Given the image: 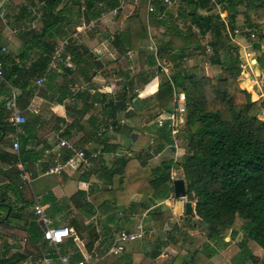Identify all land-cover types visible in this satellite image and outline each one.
<instances>
[{"label": "trees", "instance_id": "1", "mask_svg": "<svg viewBox=\"0 0 264 264\" xmlns=\"http://www.w3.org/2000/svg\"><path fill=\"white\" fill-rule=\"evenodd\" d=\"M180 1L184 3L185 8L175 4L174 10L173 7L169 8L166 17L159 19L158 12L162 8L156 4L157 13L149 14L146 9L148 0H141V4L146 6V13L141 14L136 10L126 20L124 34L113 36L104 34L103 38L114 55L105 64L96 53L75 42L67 50L73 68L59 65L58 69L50 70V73L56 76H67L73 69L82 65L88 69L86 73L82 71L86 78H90L93 71L100 70L104 75L113 74L115 80H123V91L118 97L109 100L101 98L104 110L109 116V121L102 126L105 127L109 123L119 124L117 130L121 128L116 120L117 114L127 111L128 105L134 104L133 100H138L135 91L142 89L156 77L159 78L157 91L141 100L142 104L153 106V113L149 115L148 122L155 121L160 115L167 117L171 114L176 94L182 93L185 98L184 123L179 126L180 129L177 128L174 136L168 128V122H165L161 128L156 124L158 130L155 133V144L140 149L137 154L127 156L128 147L104 144L98 158L90 160L88 171L84 172L85 180L95 174L102 185L91 187L90 202L87 201L89 193L83 191L75 192L68 201L75 209L87 212L88 216L97 215L95 221L103 223L105 234L111 231L109 225L115 221L116 214L123 215L129 224H133L145 213H149L148 230L163 231L168 221V213L160 209L148 211L147 206L149 201L168 199L172 193V170L176 169L184 180L186 200L193 204V213L187 216L186 220L173 224L170 230L164 232V240L157 245L156 253L151 254L150 258H156L162 247H169L177 251L175 260H179L180 264H202L201 256L205 263L215 251L207 242L199 246L205 253L193 247L197 240L187 229L197 228L208 241L215 242L221 241L228 232L231 240L241 233L239 250L231 259V264H264V120L258 117L261 109H264V100L252 101L250 94L240 88L238 80L241 68L238 49L231 44L230 39V35H235L236 17L240 14L238 8L242 7L247 27L256 29L257 42L252 44V49L256 51L261 47L264 49V31L259 29L258 24L252 23L248 15L259 10L261 17L264 18V0H218L220 10L227 13L226 21L221 20L219 14L213 12L208 6V0ZM27 2L31 5L44 3L42 25L39 30L19 32L21 50L18 54L0 55L2 61L0 82L8 83L13 88H21L24 93L31 95L35 87H30V81L49 73L47 68L55 45L74 33L81 18L87 21L97 19L102 12L115 9L119 0ZM19 13L21 16L17 17V22L26 16L30 17L23 7ZM121 13L122 11H119L114 18L118 19ZM174 13L181 19V24L173 19ZM103 24V21H99L93 31L100 29ZM150 26L164 29L165 39L161 41L156 39V42H153L155 53L141 48V43L147 40V28ZM192 26L198 28L199 34L193 31ZM4 29L5 22L0 18V33ZM242 35L249 40L246 32H242ZM206 36H209V41L205 44L203 39ZM206 45L211 48L209 64L220 69L217 75L211 77L205 76L199 65L188 64L195 53L206 52ZM128 51L135 52L140 61L139 70L136 72L131 68V61L126 56ZM32 53L35 58L31 57ZM157 60L170 63L169 76L159 72ZM27 61L31 62L29 66H25ZM256 64L264 67L263 55L256 58ZM21 95L23 94H20V98ZM5 102L0 104V127L8 132L14 129H9L5 121L7 114ZM174 138L183 141L184 152L181 159L178 162L162 161L159 166L150 169L148 164L153 156L166 145H173ZM106 154L115 155L110 165L103 161L102 156ZM2 155L3 153H0V161ZM3 156H6V162L9 164H15L20 160L25 169L29 163H35L38 159L37 155L26 150L25 142L18 148L17 154ZM67 157L69 154L62 151V159ZM18 174V171L15 172L17 178ZM137 195L141 196V200H133ZM4 204L6 200L0 193V206ZM22 204L24 208L31 205L28 202ZM23 207L12 206L13 209L6 219L5 216L0 217V228L8 226L11 220L23 221L26 226L24 236L26 241L24 243L20 241L21 245L17 246L18 252L9 255L10 247L5 243L0 244V264H18L29 258L37 259L44 255L50 257V254L54 257L56 252L61 256H67L66 247L62 244L55 250L48 246L34 218L21 212ZM101 215H104V218ZM237 217L242 222L240 232L234 228ZM86 228L89 237L86 248L90 253L100 233L97 232L94 223H89ZM146 231L145 227V234ZM250 243H254L262 250L260 257L252 253L248 246ZM131 244H127L120 255L124 264H132L125 253ZM185 246L193 248L183 256L181 252ZM48 252L49 254H46ZM77 260L80 259L74 258L69 261L73 263Z\"/></svg>", "mask_w": 264, "mask_h": 264}, {"label": "crops", "instance_id": "2", "mask_svg": "<svg viewBox=\"0 0 264 264\" xmlns=\"http://www.w3.org/2000/svg\"><path fill=\"white\" fill-rule=\"evenodd\" d=\"M27 1L28 0H15L7 7L5 29L0 33V50L5 48V52H0V55L4 53L16 55L21 50L20 38L18 35H11L12 29L20 27H23L25 31L30 29H40L42 25V17H33L26 12L30 17L26 16L23 20L19 22L16 21L17 17L21 16L19 13L21 7H23L26 11V5L29 4ZM218 11L225 14V18L221 20L226 21L227 13L221 11L220 7L218 10H213L215 13H218ZM238 11L240 14L236 17L235 35H230L231 44L238 49L240 67H243V73L248 75V79L253 81V85L261 88V86L263 87V81L261 79L262 82L258 85V78L264 77V67L261 68L256 64V58L261 56L259 53L261 49L256 51L252 49V45L249 46L244 43L245 40L250 41V39L248 40L245 35H242V32H246V29L251 28L247 27V23L244 18L245 15L243 14L244 9L239 7ZM248 15L250 21L255 23L256 21L251 19V14ZM257 19L259 20V16H257ZM103 23L104 24L100 28L101 30L82 34L78 40V44L84 46L92 53H96L103 64H105V62L111 60L114 55L109 44L103 38L104 34H108L110 36H113L114 34H124L125 28L122 29L121 27L123 26V22L119 21V19H115L113 16L106 17L103 20ZM207 39H209V36H206V38L203 39L205 44L207 43ZM151 43L154 45L153 42ZM127 53L130 54L129 57L127 56ZM127 53L126 56L130 60L132 57H135L136 59L137 54L135 52L132 54L128 51ZM247 53L251 54L255 59V63L252 67L248 65V59L246 58ZM31 57L35 58V55L32 53ZM69 58L70 57H68V59ZM190 60H192V58ZM252 61L253 60H250V63H252ZM30 64V61L25 62V66H29ZM69 67L73 68L71 62ZM139 67L140 62H137L132 69L136 72L139 70ZM209 68H212V65L207 67V69ZM86 70L88 69L81 65L79 68L73 69V71L67 76H56L49 71V73L46 74V80L41 87L36 86L35 81L37 78H33L30 81V87L35 88L31 92V95L26 94V92L24 93L21 88H13L8 83L5 84L0 82V104L6 101L8 96L13 92L16 95V98H18L17 105L22 110L25 117V123L19 125L16 129L13 128V131L6 132L3 127H0V153H3V155L15 154L12 148V139L16 136L19 148L25 142L26 150L31 151V154L37 155L38 158L35 163H29L28 168L25 169L31 179L29 186H25L21 181L19 174L18 178L20 182L15 175V172L17 173L18 171L15 168V165L7 163V158H5L6 156L2 155V161H0V193L6 200V204L0 206V217H6L8 212L7 206L11 209H13L12 206L21 208L24 206L22 204L23 202H28L31 205L25 208L23 207L21 212L25 216L29 215L31 218H34L38 229L41 231V226L37 222V218L33 213V206L35 204L44 208L45 213L51 219L53 226H59L57 224L60 220L57 219V217L61 214H65V221H61L59 224H61L60 226L69 228L71 232L70 236L62 243L67 250L66 255L69 260L77 258L84 260L89 259V261H92L90 258H92L93 253L97 254L99 257H103L107 253V250H109L111 241L116 237L120 230L132 228L135 224L142 221L146 227L147 233L142 240L132 243L136 245L139 244V247L135 245L131 247V251L126 250L125 252L126 255L129 256L132 264H180L179 260H175L177 251L169 247H162L156 258H150L151 254L153 255V253H156L155 248L157 245L164 240V232L170 230L173 224H177L181 220H184L183 217L180 218L178 215L174 214L173 190L168 199L163 201H149V205L147 206L148 211H152V209H160L168 213V221L165 224L163 231L156 232L150 229L148 230V226L150 225L149 213H145L142 218L135 220L133 224H129L127 222V218L123 215L116 214L115 221L109 225L111 231L105 234L103 223H97L95 221L97 219V215L88 216L87 212L75 209L68 201V199L77 191L89 193L91 187H93L95 183L99 186L102 185V182L95 174H92L87 178V180H85L84 172L88 171V167L85 168L78 163L76 166L77 168L68 169L62 176H59L60 178H57L58 180L54 182L48 184L46 181L41 180L46 176H50L44 175V172L48 166L52 165L53 154L51 150L57 149L59 142L62 140L73 143L77 148H87L93 152H98L99 154L101 153L100 151L104 144L129 147L128 151H126L127 156L137 154L140 149L153 145L156 142L155 133H157L158 130V128H156V124L159 120L165 119L163 115H160L156 118L155 122L150 121L146 123V117L153 113V106H146L141 103V100L151 96L157 91L159 78L156 77L152 79L142 89L136 90L135 92L138 94V100H133L135 103L129 104L127 111L117 114L116 120L121 125L119 130L111 133H99L101 128L104 127L102 125L109 121V116L104 110L101 98L104 97L109 100L111 98L118 97L123 91V80H115L114 77H112L113 74L104 75V72L100 70L93 71L91 77L86 78L82 73V71H85L84 73H86ZM243 76L245 75L243 74ZM81 86L94 89L95 93L90 95L84 92L81 93L83 94L81 96L77 94L71 102L69 99L72 94V88ZM20 94H23V96L21 95V98ZM8 128L10 129L12 127L8 126ZM65 132L67 134H65ZM128 135H130V143L126 146L123 143L124 140L127 139ZM182 144L183 141L174 138L173 145H166L163 147L159 153L153 156L148 164V167L150 169L156 168L162 161L178 162L184 152ZM114 156L115 155L113 154L103 155L102 158L104 163L108 165V161H110ZM172 176L173 180L181 179L180 172L176 169L172 170ZM67 179L76 180L75 191L70 197L64 193L67 187ZM91 196L92 193L87 195L88 202L91 201ZM133 200L139 201L141 200V196L137 195L133 198ZM101 217L104 218V215H101ZM85 222L90 224L92 222L95 223L96 230L100 233V237L94 243L90 253L86 248V244L89 242V237L88 229L86 228L87 225H84ZM25 233L26 226L23 221L11 220L8 226L0 228V236L2 237L0 243H5L8 247H10L9 255L18 252L17 246L18 244L21 245L20 241L24 239ZM191 235L195 236V234ZM236 238L231 240L229 232L226 233L223 236V239L219 242L208 241L204 237V243H209L213 247L215 254L210 257L209 260H206V262L209 263H204V258L201 256V263L223 264V259L227 258L229 253L232 254L234 251L232 247H234L236 248V252H234L231 257L232 259L239 250L238 242L240 240L236 242ZM198 249L200 252H203L201 248ZM193 252H195V249ZM252 253L258 257L261 256V253L258 255L255 254L254 251ZM46 254H49V252ZM181 254L183 256L187 255L183 251ZM46 257H49V255ZM51 259V264H60L56 256L51 257ZM231 259L230 261L228 260V264H231ZM120 262L124 264L121 256H113L110 254L105 256L104 259L100 260L97 264H120ZM18 264L38 263L37 259L29 258Z\"/></svg>", "mask_w": 264, "mask_h": 264}, {"label": "built area", "instance_id": "3", "mask_svg": "<svg viewBox=\"0 0 264 264\" xmlns=\"http://www.w3.org/2000/svg\"><path fill=\"white\" fill-rule=\"evenodd\" d=\"M15 0H0V18L5 22L6 21V6L14 2ZM128 0H119L118 6L108 12H102L100 16L97 19L92 20H85V18H81V20L78 22V25L75 28V32L73 34H70L69 37L65 38L64 40L56 45L53 48V51L50 56V62L47 68V72L50 70H55L59 68V65H63L64 67H69L70 62L67 57V50L68 48L75 42H78L82 34L92 32L96 29L98 22L103 21L108 16H117L119 11H122L126 8ZM156 4H158L162 10L158 12V18H164L166 17V12L169 8L173 7L175 4L178 5L181 8H185V5L180 0H148L147 2V12L149 14L151 13H157ZM208 6L211 9H217L219 8L218 0H208ZM43 7L44 3L39 2L35 5H26V12L33 16V17H41L43 13ZM84 11V7L82 8V13ZM218 14L221 19L225 18V14L218 11ZM173 19H175L179 24L182 23L181 19L178 17L176 13L173 14ZM193 31L196 34H199L198 28L195 26H192ZM25 29L23 27L20 28H14L11 30L12 36H17L19 32L24 31ZM248 33L249 39L254 40L256 39L255 32L253 29H246L245 30ZM148 51L155 53L156 48L151 43L148 46ZM0 52H5V48H2ZM206 52H211L210 46L206 45ZM127 56L129 57L130 54L127 53ZM246 58L248 59V65L253 66L252 63H250V60L255 61L253 56L249 53L246 54ZM157 67L160 73L165 74L166 76H169L171 73V65L170 63H167L165 61L160 62L157 60ZM241 73L243 71V67L241 66ZM2 80V61L0 59V81ZM46 80V73L43 74L41 77L37 78L35 81L36 86L41 87ZM88 93L90 95H93L95 93L94 89L86 88L85 86L81 87H74L71 90V97L70 101L72 102L73 99L77 94L80 93ZM184 95L182 93L176 94L174 97V103L172 108V113L167 115V117H164L165 120L161 119L157 122V127L161 128L163 127L165 121L168 122V128L171 130L172 136L176 134V130L179 126L183 125L184 123V114H185V106H184ZM5 110H6V123L11 126L12 128L16 129L19 125L25 123V117L23 115L22 110L18 107L17 101H16V95L12 92L10 96L7 98L5 102ZM119 128V124H107V126L101 128L99 133H111L116 131ZM12 148L14 152L17 154L19 143L16 136L12 139ZM62 151H65L69 154V157L66 159H62ZM53 154V161L52 165L48 166L47 169L44 172V175H50V176H62L65 171L72 168H77V164L80 163L81 166H84L87 168L89 166L90 160H95L98 158L99 153L93 152L87 148H77L73 143L67 142V141H60L58 144L57 149L51 150ZM15 168L19 172V177L23 184L25 186H29L30 184V176L25 170L23 164H21V161L18 160L15 164ZM80 166V167H81ZM33 213L37 218V222L40 224L42 229V237L43 240L48 244L49 247H52L54 249L57 248L59 244H62L65 239H67L70 236V230L69 228L65 226H53L51 219L46 215L45 210L42 206L35 204L33 206ZM88 222H85L86 225ZM145 236V226L142 221L135 224L132 228H125L120 230L116 237L111 241L109 250H107V253L103 257H99L97 254L93 253L92 261L80 259L73 263L69 261L68 256H61L58 252H56L57 260L60 264H97L100 260H103L105 256L107 255H113V256H120L125 249V246L130 243L138 242L142 240ZM26 239H22V242L24 243ZM1 244V243H0ZM1 253V250H0ZM51 258L50 257H39L37 258L38 264H51Z\"/></svg>", "mask_w": 264, "mask_h": 264}, {"label": "rangeland", "instance_id": "4", "mask_svg": "<svg viewBox=\"0 0 264 264\" xmlns=\"http://www.w3.org/2000/svg\"><path fill=\"white\" fill-rule=\"evenodd\" d=\"M145 5L144 4H141V0H128L127 1V5H126V8L122 11V13L119 15V21L123 22V26L121 27L122 29L125 28L126 26V20L134 13L136 12V10H139V13L143 14V13H146L145 12ZM176 8V5L173 6L172 10H174ZM251 14V19L253 21H256L255 23L258 24L259 26V29H261L262 31H264V18L261 17V14L259 12V10L255 13V14H252V13H249ZM257 16H259V20L257 19ZM98 30H101V29H98ZM254 32L256 29H253ZM151 39V41H150ZM164 40V29L163 28H160V29H156L155 27H148L147 28V40L146 41H143L141 43V48L145 51H148V46L151 44V42H154L155 40ZM209 41V39H207V42ZM252 41V42H250ZM250 41H246L245 40V44L247 45H252L254 44L255 42H257V37L256 39L254 40H250ZM156 42V41H155ZM248 46V47H249ZM133 54V52H131ZM260 55H263L264 56V49L263 47H261V50H260ZM211 56V52H205L204 54H194L193 55V58L192 60L188 61V64L190 66H193V65H199L201 68H202V71H203V74L207 77H211V76H215L217 75L220 70L219 68L215 67V66H212V68H209L207 69V67L210 65L209 62H208V59L209 57ZM131 61V62H130ZM129 62L131 63V68L133 66L136 65L137 62H140L139 59L137 58L136 56V59L135 57H132L131 60ZM254 64V63H252ZM205 67H206V70H205ZM252 67V66H251ZM218 72V73H217ZM243 74L245 76H243ZM241 74L240 78H239V86L240 88L246 90L249 94H250V97H251V100L252 101H257V102H261L262 100H264V77H259V84H263V87L261 86V88H259V86H256V85H253V81L249 80L248 79V75L246 73H243ZM262 79V81H261ZM261 120H264V109H261L260 113H259V116H258ZM148 117H146V123H148ZM155 122V121H154ZM177 131V130H176ZM130 143V135H128L127 139L124 140V145L128 146ZM129 148V147H128ZM148 148V147H146ZM112 162V159L110 161H108V164L110 165ZM57 178H60L59 176L57 177H53V176H46L45 178L41 179L43 181H46L48 184L51 183V182H54L56 180H58ZM66 184H67V187H66V190H65V194L67 196H71L72 193H74L75 191V188H76V180L75 179H67L66 180ZM94 185H97V183H95ZM92 189V188H91ZM71 191V192H70ZM65 214H61L60 216L57 217V219L60 220L59 223H61V221H65ZM57 224V225H61V224ZM93 223V222H92ZM134 223V222H133ZM241 220L237 217L235 222H234V228L240 232L241 230ZM89 224V223H87ZM86 225V224H84ZM94 226L96 227L95 223H94ZM187 231L189 232V234H195V238H196V243H195V246L193 247H197V248H201L199 247L200 245H203L205 244L204 243V237L205 235L202 233V231L200 229H187ZM241 239V233H239V235L237 236L236 238V242H238L239 240ZM203 242V243H202ZM136 244H131L127 247V250L128 251H131V247L135 246ZM136 246L139 247V244H137ZM250 247V249L252 250V252L254 251L255 254H260L262 255V250L257 246L255 245L254 243H250L248 245ZM193 247H188V246H185L183 247V252H185L186 254L189 253ZM234 249V251L232 252V254H228L227 255V258H224L223 259V264H228V260L230 261L231 257L233 256L234 252H236V248L232 247ZM112 258V257H111ZM120 264H122L120 262ZM246 264H250V263H246Z\"/></svg>", "mask_w": 264, "mask_h": 264}, {"label": "water", "instance_id": "5", "mask_svg": "<svg viewBox=\"0 0 264 264\" xmlns=\"http://www.w3.org/2000/svg\"><path fill=\"white\" fill-rule=\"evenodd\" d=\"M252 63H255V61H252ZM172 190H173V198H174V214L178 215L180 218L183 217L184 220H186L187 216H190L193 213L192 210V204L186 200V189L183 179H175L172 182ZM8 212L5 217L9 215V210L11 209L9 206H7ZM196 221V220H194Z\"/></svg>", "mask_w": 264, "mask_h": 264}]
</instances>
